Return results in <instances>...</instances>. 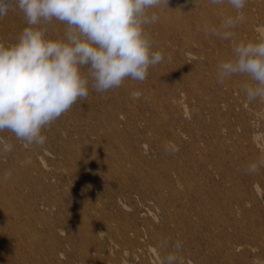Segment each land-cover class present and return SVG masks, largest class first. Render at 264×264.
I'll return each mask as SVG.
<instances>
[{
    "label": "rangeland",
    "instance_id": "374dc122",
    "mask_svg": "<svg viewBox=\"0 0 264 264\" xmlns=\"http://www.w3.org/2000/svg\"><path fill=\"white\" fill-rule=\"evenodd\" d=\"M154 11L145 30L165 59L143 82L100 93L90 81L87 99L42 129L43 146L0 132L13 145L0 159V264H159L176 240L184 264H264V166L245 171L264 154V101L247 100L249 77L216 75L235 44L264 39V0H247L229 40L202 31L236 15L227 3ZM26 27L9 11L0 43ZM40 27L53 40L67 30Z\"/></svg>",
    "mask_w": 264,
    "mask_h": 264
},
{
    "label": "clouds",
    "instance_id": "9594fccd",
    "mask_svg": "<svg viewBox=\"0 0 264 264\" xmlns=\"http://www.w3.org/2000/svg\"><path fill=\"white\" fill-rule=\"evenodd\" d=\"M209 2L227 3L236 15L224 17L219 25L206 22L202 31L229 40L245 19L247 0ZM163 4L169 0H0V18L18 8L30 25L15 44L0 43V132L7 130L26 147L43 146L42 129L78 100L87 99L90 81L100 93L119 88L129 78L143 82L150 67L165 59L162 52L152 50L145 30L158 21L154 10ZM53 19L67 25L64 38H46L41 22ZM216 75L220 84L234 75L249 77L251 83L243 86L247 100L264 101V39L235 44L232 57L217 65ZM165 150L178 151L167 146ZM12 151L11 143L0 140V159H7ZM262 166L264 154L245 171L255 173ZM11 175L5 170L2 179L7 181ZM161 246L168 247L169 241L163 240ZM171 247L173 251L159 264H184L182 242L176 240Z\"/></svg>",
    "mask_w": 264,
    "mask_h": 264
}]
</instances>
